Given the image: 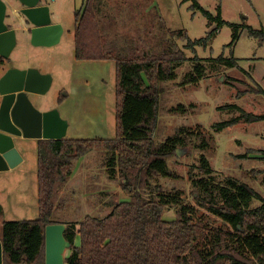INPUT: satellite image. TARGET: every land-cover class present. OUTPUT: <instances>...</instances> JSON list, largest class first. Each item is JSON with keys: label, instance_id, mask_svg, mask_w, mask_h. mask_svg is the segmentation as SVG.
Instances as JSON below:
<instances>
[{"label": "trees", "instance_id": "obj_1", "mask_svg": "<svg viewBox=\"0 0 264 264\" xmlns=\"http://www.w3.org/2000/svg\"><path fill=\"white\" fill-rule=\"evenodd\" d=\"M191 1L192 8L211 22L238 29L239 24L222 19L220 14L214 16L198 0ZM107 4L106 0H86L76 11L75 57L116 62V136L40 140L39 215L2 223L3 264H45L46 226L63 222L69 205L61 191L78 160L96 147L105 150L109 179L128 199H120L117 192L108 202L111 209L107 215H86L79 223L67 224L65 236L71 246L66 264H264V196L235 177L219 178L205 153L209 142L201 133L182 126L162 141L155 139L161 85L176 79L177 66L188 60L174 38L188 39V47L207 38L193 41L186 33L167 28L154 6L156 32L152 28L149 32L153 40L125 34L126 8H109ZM244 27L250 36L264 41L263 29ZM193 59L183 85L198 83L206 74L205 64ZM219 60L236 64L233 58L220 56ZM4 62L0 56V64ZM258 91L264 95V88ZM241 113L247 122L264 120V115L243 109ZM237 122L239 118H234L214 123V127L222 130ZM197 138V146L204 152L196 170L190 171L192 204L184 200L181 190H168L156 181L176 176L168 159ZM260 152L264 154V150ZM255 201L259 202L256 206ZM169 207H176L174 219L166 218ZM78 236L79 245L75 242Z\"/></svg>", "mask_w": 264, "mask_h": 264}, {"label": "rangeland", "instance_id": "obj_2", "mask_svg": "<svg viewBox=\"0 0 264 264\" xmlns=\"http://www.w3.org/2000/svg\"><path fill=\"white\" fill-rule=\"evenodd\" d=\"M48 1L52 22L64 27L61 40L54 45H34L29 29L16 30L17 44L3 65L5 68L34 66L50 73L53 81L49 93L61 98L57 100V108L71 122V130H77L84 139H114L117 133L116 62L75 57V13L86 0ZM106 1L109 8L120 5L126 8L125 34L153 40L149 32L151 28L156 32L157 23L152 19L154 6L167 28L180 30L193 41L207 38L194 47H188V39L178 35L174 38L188 60L177 66L176 79L161 85L155 139L162 141L182 126L201 133L209 142L205 153L215 174L219 178L232 176L244 181L264 196V154L260 152L264 150V120L247 122L241 118V109L264 115V95L258 91L264 88V41L250 36L244 27L251 25L264 30V0H198L214 16L220 14L222 19L239 24L238 29L228 23L211 22L200 10L192 8L191 0ZM8 23L14 28L13 22ZM220 56L233 58L236 64L217 61ZM193 58L205 64L206 74L198 83L183 85V77L193 68ZM230 104L237 108L228 107ZM177 106L183 109L177 110ZM234 118H239V122L230 127L222 130L214 127V123ZM199 143L197 138L189 148H178L168 159L176 176L156 181L168 190H181L184 200L192 204L195 200L190 171L196 170L199 155L204 152L198 148ZM106 161L105 150L96 147L77 162L61 191L69 200L63 220L66 225L79 223L86 215H107L111 209L108 202L117 192L120 199H128L120 186L109 179ZM35 173L36 162H27L10 169L0 179V235L6 220L38 218L39 190ZM258 204L254 202V206ZM165 213L166 218L174 219L176 207L167 208ZM75 242L80 244L79 236Z\"/></svg>", "mask_w": 264, "mask_h": 264}, {"label": "water", "instance_id": "obj_3", "mask_svg": "<svg viewBox=\"0 0 264 264\" xmlns=\"http://www.w3.org/2000/svg\"><path fill=\"white\" fill-rule=\"evenodd\" d=\"M19 5L34 45H54L61 40L64 27L52 22L50 5L45 0H0V56L8 59L17 44V32L6 23L8 10ZM20 21V20H19ZM23 23L22 21H20ZM52 75L34 67H10L0 78V172L16 167L23 157L16 146L17 138H52L66 136L68 121L57 108L42 111L32 99L51 88ZM2 206L0 204V211ZM64 222L46 226L45 264H66V251L71 242L65 236ZM0 264L3 244L0 238Z\"/></svg>", "mask_w": 264, "mask_h": 264}, {"label": "crops", "instance_id": "obj_4", "mask_svg": "<svg viewBox=\"0 0 264 264\" xmlns=\"http://www.w3.org/2000/svg\"><path fill=\"white\" fill-rule=\"evenodd\" d=\"M6 2L10 3V0H6ZM45 2L51 6V4L48 0H45ZM14 8H15L14 12H13V8L12 9L10 8L8 10V15L6 17V23L11 26V24L8 23V21L10 20L14 24V25H12V27H14L16 30H19V31L21 29H25V28L28 29L29 27L24 24L25 23L24 22L25 21L24 16H21V14L17 13L18 9H19V5L14 6ZM19 20L22 21L23 23L21 24V22ZM30 37H31V33H30ZM3 64L0 65V78L5 73V71L8 69V67L5 68ZM30 67H34V66H30ZM22 68H29V67H22ZM34 68H36V67H34ZM41 72L47 73V72H43V71H41ZM52 81H53V78H52ZM51 86H52V84H51ZM58 98H59V95L53 96L51 93H49V90L46 94H43V95L35 94L32 96V99L35 102V105L42 111H48V110L57 108ZM59 100H60V98H59ZM63 118L66 119L65 117H63ZM66 120L68 121V128H67V133H66L65 138H83V137H81L82 135H79V133H77V130H71V122H69L68 119H66ZM70 131H72V132L70 133ZM41 139H43V138H39V137H29V138L20 137V138H17L16 146L18 147V149H19V151L23 157V160L16 167L10 168V169H15V168H18L20 165H24L27 162H32V163L36 162L35 176H36L37 183H38V154H39L38 146H39V142ZM9 170L0 172V179L2 177H4L9 172ZM38 190H39V185H38Z\"/></svg>", "mask_w": 264, "mask_h": 264}, {"label": "flooded vegetation", "instance_id": "obj_5", "mask_svg": "<svg viewBox=\"0 0 264 264\" xmlns=\"http://www.w3.org/2000/svg\"><path fill=\"white\" fill-rule=\"evenodd\" d=\"M29 27V26H28ZM4 60H6V59H4Z\"/></svg>", "mask_w": 264, "mask_h": 264}]
</instances>
